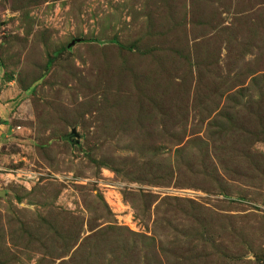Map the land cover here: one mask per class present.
I'll return each mask as SVG.
<instances>
[{"label": "rangeland", "instance_id": "rangeland-1", "mask_svg": "<svg viewBox=\"0 0 264 264\" xmlns=\"http://www.w3.org/2000/svg\"><path fill=\"white\" fill-rule=\"evenodd\" d=\"M9 83L0 264H264V0H0Z\"/></svg>", "mask_w": 264, "mask_h": 264}, {"label": "crops", "instance_id": "crops-1", "mask_svg": "<svg viewBox=\"0 0 264 264\" xmlns=\"http://www.w3.org/2000/svg\"><path fill=\"white\" fill-rule=\"evenodd\" d=\"M17 87L9 83L0 89V138H8L14 134L9 123V101L17 95Z\"/></svg>", "mask_w": 264, "mask_h": 264}, {"label": "water", "instance_id": "water-1", "mask_svg": "<svg viewBox=\"0 0 264 264\" xmlns=\"http://www.w3.org/2000/svg\"><path fill=\"white\" fill-rule=\"evenodd\" d=\"M85 40H83V39H77V40H73L71 43H70V45L69 46H71V45H74L76 42H84ZM73 136H75V132H71L70 134H68L67 136H64L63 137V140L64 141H68V142H70L71 143V140H70V138L71 137H73Z\"/></svg>", "mask_w": 264, "mask_h": 264}]
</instances>
